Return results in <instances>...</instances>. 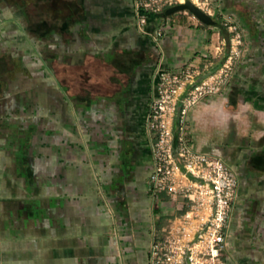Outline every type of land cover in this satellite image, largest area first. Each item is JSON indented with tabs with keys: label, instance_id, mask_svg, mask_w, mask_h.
<instances>
[{
	"label": "crops",
	"instance_id": "obj_1",
	"mask_svg": "<svg viewBox=\"0 0 264 264\" xmlns=\"http://www.w3.org/2000/svg\"><path fill=\"white\" fill-rule=\"evenodd\" d=\"M45 1L28 14L0 0V264H148L151 75L213 72L227 17L240 54L227 84L188 110L187 138L237 179L226 258L264 264V0H211L213 25L162 12L143 28L133 0ZM156 212L162 228L164 196Z\"/></svg>",
	"mask_w": 264,
	"mask_h": 264
},
{
	"label": "built area",
	"instance_id": "obj_2",
	"mask_svg": "<svg viewBox=\"0 0 264 264\" xmlns=\"http://www.w3.org/2000/svg\"><path fill=\"white\" fill-rule=\"evenodd\" d=\"M185 1L133 0L136 25L143 28L150 14ZM188 1L214 17L211 0ZM222 26L228 32V52L213 72L200 77L201 69L191 63L176 70L157 64L151 75L145 128L152 171L147 182L152 199L164 196L170 212L160 234L153 232L148 264H235L224 252L237 179L220 156L192 147L186 121L192 106L227 84L240 54L243 38L237 23L227 17Z\"/></svg>",
	"mask_w": 264,
	"mask_h": 264
},
{
	"label": "rangeland",
	"instance_id": "obj_3",
	"mask_svg": "<svg viewBox=\"0 0 264 264\" xmlns=\"http://www.w3.org/2000/svg\"><path fill=\"white\" fill-rule=\"evenodd\" d=\"M12 1L13 2L15 1L17 3L21 2L23 4V7H24L23 9L28 14H33L34 12L38 11L42 7H45V5H46V1L45 0H25V1L12 0ZM158 14H162V12L161 13H157V14H150V17L158 16ZM214 20H215V18H214ZM152 136H153V139H154L155 135L153 134ZM152 200H153V203H152L153 224H154L155 234H156V236H158L160 234V228H161L162 224L164 223V216L163 215H159L156 212V204H157V201H158V197H155Z\"/></svg>",
	"mask_w": 264,
	"mask_h": 264
},
{
	"label": "water",
	"instance_id": "obj_4",
	"mask_svg": "<svg viewBox=\"0 0 264 264\" xmlns=\"http://www.w3.org/2000/svg\"><path fill=\"white\" fill-rule=\"evenodd\" d=\"M181 11L189 12L191 15H193L197 20H199L203 24L213 25L215 23L213 17L204 13L202 10H200L198 7H196L193 3H191L188 0H186L184 3L176 4L166 8L164 10V14L166 16H169L171 14Z\"/></svg>",
	"mask_w": 264,
	"mask_h": 264
},
{
	"label": "trees",
	"instance_id": "obj_5",
	"mask_svg": "<svg viewBox=\"0 0 264 264\" xmlns=\"http://www.w3.org/2000/svg\"><path fill=\"white\" fill-rule=\"evenodd\" d=\"M165 198V197H164ZM166 199V198H165Z\"/></svg>",
	"mask_w": 264,
	"mask_h": 264
}]
</instances>
